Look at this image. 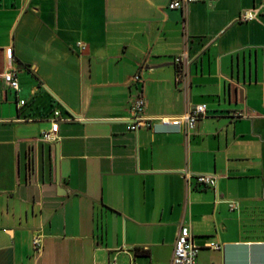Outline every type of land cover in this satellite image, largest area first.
<instances>
[{"label":"crops","instance_id":"1","mask_svg":"<svg viewBox=\"0 0 264 264\" xmlns=\"http://www.w3.org/2000/svg\"><path fill=\"white\" fill-rule=\"evenodd\" d=\"M168 1L0 0V264L164 262L181 224L198 264H264V0ZM140 65L145 115L205 103L190 131L126 128Z\"/></svg>","mask_w":264,"mask_h":264},{"label":"built area","instance_id":"2","mask_svg":"<svg viewBox=\"0 0 264 264\" xmlns=\"http://www.w3.org/2000/svg\"><path fill=\"white\" fill-rule=\"evenodd\" d=\"M190 0H169L167 3L168 7H182L184 3ZM253 16V13L249 10L241 11L239 14L240 19H248ZM79 47H82L80 41H76ZM5 57L7 59L5 68L0 73L1 80L6 87H9L16 91L18 89V79L16 75V67L12 62V53L10 46H7L4 50ZM185 54L180 52L174 55L173 60L176 63L182 64L184 62ZM142 65L139 66L138 70L133 72L129 76V81L138 84V90L133 94L128 100V108L130 115L126 119V128L131 130H136L140 126L148 127L154 131H168L175 130L187 133L190 131L198 117L203 116L206 113V106L203 102H198L191 105L186 111L179 115L167 116V115H156L147 116L143 113L145 106V97L142 90V75H141ZM182 69V68H180ZM24 99H17V105H22ZM247 111H236L235 116L247 115ZM61 117L59 116V111L54 109L52 112V117L50 118V125L44 128L39 133V138L44 141H54L57 138L56 128L57 121ZM156 124L162 125L161 128L156 127ZM190 176H193L195 181L211 187L215 190L216 186V174L213 172H189L184 171L183 177L187 180ZM32 246L37 250L40 246V237L38 234L32 237ZM212 247L218 248L220 243H208ZM198 245L193 241L189 227L187 224H181L178 228V232L173 242L171 257L169 260L164 262H153L149 264H198L197 252ZM108 264H116L113 259H111Z\"/></svg>","mask_w":264,"mask_h":264}]
</instances>
